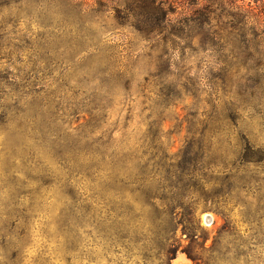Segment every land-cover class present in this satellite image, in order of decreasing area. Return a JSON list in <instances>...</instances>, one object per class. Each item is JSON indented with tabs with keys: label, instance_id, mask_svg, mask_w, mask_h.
<instances>
[{
	"label": "rangeland",
	"instance_id": "obj_1",
	"mask_svg": "<svg viewBox=\"0 0 264 264\" xmlns=\"http://www.w3.org/2000/svg\"><path fill=\"white\" fill-rule=\"evenodd\" d=\"M126 1L0 0V264H264V71L239 69L228 95H213L206 77L219 68L215 53L201 49L203 34L186 28L189 15L173 0L168 81L186 71L197 86L172 97L169 83L153 82L163 36L147 38L133 17H118ZM239 3L254 8L250 20L264 34V0ZM218 12L210 13L211 31ZM92 116L89 143L102 137L105 150L133 154L117 171L120 196L138 208L152 192L169 198L170 186L181 187L171 251L152 242L147 217L130 232L133 246L126 232L100 233L106 213L90 182L67 181L60 154L92 148L77 141ZM9 181L20 185L19 208L8 200L16 191Z\"/></svg>",
	"mask_w": 264,
	"mask_h": 264
},
{
	"label": "trees",
	"instance_id": "obj_2",
	"mask_svg": "<svg viewBox=\"0 0 264 264\" xmlns=\"http://www.w3.org/2000/svg\"><path fill=\"white\" fill-rule=\"evenodd\" d=\"M178 1V0H177ZM176 1L177 7H182L185 13H188L186 28H190L197 34H203L201 40V49L210 50L215 53V64L219 67L217 72L209 73L206 77L207 85L213 95L219 97L221 100L228 95V90L236 82L233 77L236 76L239 69L245 68L259 74L264 71V34L258 32L256 23H252L249 16V10L254 11V8L245 10L244 5L240 4L241 0H213L208 5L202 8L193 7L183 3L182 0ZM217 3H214L216 2ZM259 1V0H258ZM254 0V2H258ZM173 4L172 0H127L124 3V15L122 10L118 17L125 20L128 17H133L134 26L137 31L143 36L158 37L163 36L157 41V46L163 48V53L159 63V71L154 76L156 85L160 88L166 85H171L172 97L179 96L181 90L186 92H194L197 83L190 75L185 76V72L177 74L176 81H168L170 69L172 66V59L169 51L174 49L176 44L174 39V31L169 20L170 10L168 4ZM217 5L219 10L215 14L214 19L217 22L215 30L211 31L213 24H211L210 13H214L213 6ZM123 6V5H122ZM122 9V8H121ZM127 10V12H126ZM129 12V13H128ZM256 15H259L257 12ZM192 22L193 24H189ZM184 26V25H183ZM171 31L168 32V29ZM166 33V34H165ZM165 34V35H164ZM156 39V38H155ZM216 68V67H215ZM126 76V74H124ZM175 76V74H174ZM184 80V81H183ZM257 84L260 81L254 80ZM194 94V93H193ZM168 97V96H166ZM1 102V98H0ZM228 108L224 109L225 112ZM35 120V119H34ZM6 121V111L4 105L0 103V124ZM95 117H91L80 128L88 129L87 133L78 135V144L80 142H87L92 148L72 149L66 153L60 154V166L66 173L67 181H89L93 188V200L98 201L101 205V211H105V220L102 219L100 224H97L96 229L101 233L103 230H110L113 233L126 232L127 237L124 236L125 245L133 246L135 239L130 236V232L137 231L138 228L145 227L144 224L139 225L142 218L147 217L148 232L154 235L151 239L160 251L169 252L172 250L174 244V230L177 223L178 208H182V201L179 197L181 187L179 185H172L169 187L171 197H159L154 192L150 196L146 195V199L137 208L136 204L131 200L120 196V191L117 187V171L120 167H127L132 161L133 154L123 150H105L103 147L105 141L102 137H97L89 143L88 135L94 132ZM84 129L82 132H84ZM79 133V129L76 130ZM75 148V147H74ZM143 180L145 171L143 167ZM129 180V179H127ZM43 181V180H42ZM7 186H14L12 181L6 182ZM26 183L22 182V185ZM46 182L40 183L38 190L42 191V186H46ZM15 192L9 194L10 204L15 208H19V188L20 185H15ZM163 187L158 188V190ZM32 192L30 193L31 201L33 202ZM34 195V194H33ZM180 204V205H179ZM31 207L23 209V224L19 227V239L22 240L27 235V221L30 220L28 214ZM61 229H67L68 216L66 210L62 215ZM62 231V230H61ZM13 233L9 232L8 237L11 239ZM150 240V241H151ZM147 250H152L153 247L144 246ZM129 253L133 249L126 248ZM187 254L194 261L199 260V257L194 254L193 249L188 248Z\"/></svg>",
	"mask_w": 264,
	"mask_h": 264
}]
</instances>
